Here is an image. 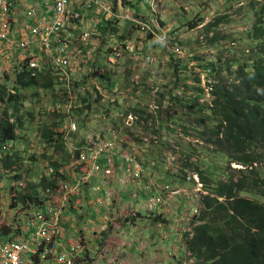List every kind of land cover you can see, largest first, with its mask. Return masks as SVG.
Listing matches in <instances>:
<instances>
[{
  "label": "rangeland",
  "instance_id": "1",
  "mask_svg": "<svg viewBox=\"0 0 264 264\" xmlns=\"http://www.w3.org/2000/svg\"><path fill=\"white\" fill-rule=\"evenodd\" d=\"M96 1L107 5L112 3V0ZM125 1L123 0L124 3ZM262 3L264 0H129L126 4L129 15L147 24L151 30L160 28L154 33V39L141 32L136 24L125 19L115 21L116 28L108 27L106 12L96 7L89 11L77 9L81 17L78 23H75L76 29L82 30L88 27L90 34L86 39L80 40V48L73 49L74 60L81 54H89L90 58H87L86 62L78 63L76 67L73 68V65L70 68V82L78 81L82 76L85 83L80 84L74 90L76 96H73L74 103H71V106L76 104L75 106L78 107L71 112V115L78 129L67 137V142L74 143V140L78 138L88 135L93 137V134L101 139L107 138L106 140L113 136L115 142L122 149L132 151L131 155L134 157L136 165L141 167L142 173L148 181L141 179L137 182L138 187L128 191H117L119 200L120 195H126L132 201L133 198L129 194L132 192L133 197H137L139 193L136 191L144 189L145 186L150 187L149 199L154 202H159V198L166 200L170 188H178L185 194L183 197L181 195L174 197L168 206L171 210H167L166 214H169L168 220L171 221L172 226L163 225L160 229V236L164 233L171 234L164 241L166 251L172 244L178 246V241L173 240V235L174 229H176L174 224H179L180 218H175V213L181 216L186 215L183 218L187 221L186 228L199 224V221L193 224V219H195L194 215L202 209V197L215 196L212 192L214 188L210 187L215 184L208 178L215 179V183L228 182L231 178L238 181L242 175L240 171L245 170L246 166L239 165L237 161L232 160L228 163L226 159V161L223 159L226 155H231L226 153V143H224V147L218 146L216 150L214 145L206 143L209 136L205 139L199 136L200 134L195 128L200 126L199 131H202V124L206 120L200 116L198 107H192L194 102L188 97L195 94L193 88H196L198 83V91H201L202 94L198 103L202 106L204 103H210L212 99L209 93V83L220 82L227 85L236 79V73L233 72L235 65L228 70L225 69L229 60L243 59L250 51L249 44L253 43L249 41L251 39L247 32L257 19L252 5L259 9ZM163 8L164 10H162ZM92 12L95 13L93 16L97 15L98 24L94 31L91 30L92 24L90 23ZM160 17L162 20H158ZM218 17H222L221 23L217 26L207 27ZM79 23H81V27ZM190 23L193 25L192 28L188 25ZM161 35L169 37L159 39ZM140 39L142 42H139ZM133 40L137 43L129 44ZM123 45L128 46L123 47ZM133 45H135L134 49L138 48L140 51L141 59L132 58V51L128 47H133ZM174 48H179V52H173ZM147 56L149 59L146 61ZM94 61L97 68L91 66ZM209 63L219 66V69L222 70L220 73L218 72L219 75L206 76L205 72H208L207 65ZM8 74L10 81L13 82V73L8 72ZM3 82L5 80L1 83ZM5 92H11L9 84L6 86ZM19 92L21 94L18 102L21 100L23 102L21 113L25 116V111L28 110L31 111V116L23 119V127L18 131L15 140L10 143L13 146L7 144L12 149L15 147L26 158L35 156L34 159L38 161V167L33 168L31 174L38 177L43 175L48 167L55 169L56 163L54 166L50 161L58 162L57 159L62 152L52 146H43L46 141L41 137L42 131L44 128L52 129L55 132L65 129L66 121H63L62 116L57 117L55 113H64L67 108L65 105H63V109L57 108L65 102L61 88L54 87L46 90L32 85L25 91L20 88ZM82 95L87 97V103L83 106L80 105V102H83ZM172 95L180 102L171 103ZM88 104L89 107H85ZM1 107L0 104V111ZM169 107L170 110H168ZM168 116L175 119V122L167 123ZM82 118L84 124L80 125ZM181 120H183L182 123ZM106 140L100 142L103 143ZM219 149H222L224 153ZM200 159H203V162ZM207 165L212 166V170ZM257 165L261 166V164ZM195 169L204 171L202 173L208 177L209 181L207 186L202 183L198 175L194 174ZM144 170H147L145 172L152 171L151 173L155 177H147ZM214 170L216 171L215 175L210 174L211 171L214 173ZM167 172L177 173L180 178H166ZM17 173L23 175L26 180L29 179V175L24 172V169ZM12 175L14 173L0 167V211L2 209L5 211L2 213L9 215L11 214L6 211L12 204V195H15L11 189L24 186V184L20 186L17 180H12ZM127 175L129 174L127 173ZM251 175L247 176L250 179L248 183L251 182L249 192L254 190L259 194V188L254 182L258 177L256 174ZM135 181L131 176V180L124 181V184H134ZM165 185L170 187L166 192L163 190ZM125 188L127 189L126 186ZM108 192L111 196L110 201H116V194L112 195L111 191ZM99 195L101 198L106 196L103 192H100ZM219 199L225 200V198ZM154 202L152 210L156 213L160 209ZM136 203L140 206L139 200ZM111 205L109 203V211H106V214L112 217L108 219V222H112L109 229L113 238H118L122 230L124 231L121 238L125 242L134 244L138 243V237H141L142 234L148 240L160 237L155 229L157 226L153 227L151 222L141 221L142 223L138 224L132 222L134 224L125 226L124 220L121 218L124 214L121 212V208L119 213H115L110 211ZM141 208L144 210H139V213L148 217L146 210L150 211L151 205L142 200ZM5 214L0 216L2 219L0 225H6L3 221L11 222L12 217L9 218ZM151 217L152 215H149V219ZM204 224L205 222H201L200 226ZM99 225L98 222L94 223V228L100 231ZM131 225H136V228ZM79 226L81 228L80 224ZM145 227L147 230L143 232ZM13 231L10 230V234H13ZM97 236L100 234L97 233ZM12 238H16V236L9 237V239ZM183 238L179 245V252L175 253L178 257L174 255L161 256L159 261L148 263L194 264L190 257L191 253L186 250L187 247L185 249L187 235L185 234ZM113 242L117 243V239H113ZM77 253H69L67 256L70 258L69 255L73 256ZM27 257L31 260L30 253H27ZM126 258L131 259L132 256L128 255ZM137 259L140 258L137 257ZM55 260L58 264H66L60 262L58 257ZM83 261L80 260L78 263H83ZM38 262L39 264H48L42 255L40 258L36 257L35 264ZM117 264H122V261H118Z\"/></svg>",
  "mask_w": 264,
  "mask_h": 264
},
{
  "label": "trees",
  "instance_id": "2",
  "mask_svg": "<svg viewBox=\"0 0 264 264\" xmlns=\"http://www.w3.org/2000/svg\"><path fill=\"white\" fill-rule=\"evenodd\" d=\"M252 7L255 15H257V19H255L251 29L247 32L251 39L249 41L253 43L249 44L250 51L243 59L229 60L225 69L228 70V68L235 65V71L233 72L236 73V79L227 85H223L220 82L215 84L209 83V93L212 97L210 103H204L202 106L198 103V99L202 96L201 91H198V83L195 86L196 88H193L195 94L188 97L194 102L192 107H198L200 116L206 120L202 124V131H199L200 126L194 127L200 134L199 136L202 139L209 136L206 139V143L214 145V149L216 150L218 146L224 147V143H226V153L231 155H226L223 159H226L228 163L234 160L239 165L246 166L245 170L240 171L242 175L238 181H234L231 178L228 182L220 183H215V179L206 177L203 174L204 171H202L203 173L199 169L193 171L206 186L209 184L208 179L215 184L210 186L214 188L212 192H214L215 196L208 195L202 197V209L196 217L200 223L205 222V224L196 227L193 237L188 239V249L194 264H264V3L260 4L259 9H257V6L254 8L252 5ZM221 18H216L207 27L217 26L222 22ZM188 25L190 28L193 27L192 23ZM108 27H111L109 23ZM37 57V54L33 56V58ZM91 66L97 68L95 61L92 62ZM216 66L213 63H209L207 65L208 72H205L206 76L212 74L219 75L222 70L219 69V66ZM9 72L13 73V82L10 81L8 73L0 77V104L2 105L0 111V145L5 148V150L0 151V167L5 171L14 173L11 177L12 180L19 181L24 179L25 185L23 187L11 189L16 195H12L10 208L15 209L18 207L28 212L31 208L36 207L39 209L43 204L41 185H43L42 187H52L56 185V179L53 175L47 178L44 175L41 178L31 174V170L38 167V161L34 159L35 156H28L26 158L15 147L12 149L7 144H10L17 137L18 131L23 127V119L31 116V111L28 110L25 111V116L21 113L23 102L22 100L18 102L21 94L19 92L20 88L23 91L32 85L46 90L53 89L54 87L61 88V94L65 102L57 106V108L63 109V105L67 107L69 95L72 96L70 97L72 98L71 102L74 103L73 96H76L74 90L80 84L83 85L85 79L81 76L78 81H71L70 84L65 85L61 78L62 75H59V72L53 66L43 64V67L30 69L26 61H21L19 65L14 64L13 70ZM3 80L5 82L1 83ZM8 84L11 86V92L6 93L5 89ZM81 99L83 102H80V105L83 106V104L87 103L86 95H82ZM170 100L171 103L180 102L173 95ZM75 105L71 106L67 112L55 113L57 117L62 116L63 121H66L65 129L61 132H55L52 129L44 128L41 135L42 139L46 141L43 143V146H52L60 149L62 152L59 155L67 158L87 148H93V145L86 142L85 137L74 140V143L69 144L67 142V137L78 129L71 115V112L78 107ZM85 107H89V104L85 105ZM168 110H170V107ZM82 120L84 119L80 120V125L84 124ZM182 121L180 122L182 123ZM166 122L174 123L175 119L168 116ZM71 123L75 124L74 130L70 129ZM204 126L205 129H203ZM93 138L100 141L107 139L95 137L94 134ZM106 142H112L113 145L116 144L113 136L112 138H108ZM10 145L13 146V144ZM8 148L9 150H6ZM96 148L98 149L99 147ZM219 151L224 153L222 149H219ZM111 152H115L114 147L111 148ZM106 157V154H101L99 159L106 162ZM111 159L113 164L115 160H121L123 164L126 162L124 159H119L117 153L113 154ZM200 160L203 162V159ZM50 163L55 166L56 162L52 163L50 161ZM257 164H261V166ZM26 166L32 167L27 168ZM209 167L212 170V166ZM21 169H24V172L29 175L28 180L20 173H17ZM148 172L155 177L151 173L152 171ZM215 172V170L214 173L211 171L210 174L215 175ZM251 174H256L258 177H255L257 180L254 182L259 188V194L254 190L249 192L251 182L248 183L250 179L247 176H252ZM61 175V172L56 170L55 176ZM101 175L103 174L101 173ZM167 177L180 178L177 173L173 172H167ZM37 178H39L38 182L32 181V179ZM87 181H82L79 187L87 184ZM103 182L109 181L104 179ZM99 188L103 189V186ZM100 192L102 191L98 190L95 192L97 197H101L99 195ZM103 193L106 196L97 199L99 206H104V203L109 199V196L105 192ZM84 194L89 196L90 193L85 192ZM96 196H90V198L95 200ZM141 198L145 200L149 199L147 190H144ZM219 198H225V200L221 201ZM151 219L155 221L159 220L160 217L156 216ZM72 220L73 218L70 219V221ZM66 222L64 224V218L58 221V233L50 239L42 237L31 239V234L34 232L36 226L31 223L25 226L27 245L20 253L21 264H35L36 257L40 258V255L47 260L48 264H54L53 256L58 257L60 254H69L71 246L63 247L60 240V232L65 229ZM13 230V234H10V228H0V239H9V237L15 236L18 229L14 227ZM27 253H30L31 260L28 259ZM69 257L70 260L71 257L73 258L72 255H69ZM74 264H78V262Z\"/></svg>",
  "mask_w": 264,
  "mask_h": 264
},
{
  "label": "built area",
  "instance_id": "3",
  "mask_svg": "<svg viewBox=\"0 0 264 264\" xmlns=\"http://www.w3.org/2000/svg\"><path fill=\"white\" fill-rule=\"evenodd\" d=\"M50 1L0 0V77L13 70L14 64L19 65L21 61H26L30 69L43 67V64L53 66L59 72V75H62L61 78L65 85L70 84L71 70L67 67L65 59L68 57L72 47H81L79 42L73 41L70 43V41L72 37L79 40L86 39L90 34V30H88V27L77 30L75 23H78L79 20L74 16L65 18L61 3H58L47 16L44 15L46 9H49ZM116 5L120 8L123 7V3H117ZM119 17L135 22L141 32L155 38L153 36L157 32L155 28L151 30L147 24L133 19L127 12H124ZM90 23L94 25L97 22L92 19ZM167 37L169 36L161 35L159 39H166ZM42 49L49 50V52L41 53ZM175 52H179V49L176 48ZM35 54L38 55L37 58H33ZM87 58H90L89 54L79 55L74 60L73 68L78 63L86 62ZM70 97L72 96L69 95L67 110L71 108L72 98ZM70 129H75L74 123L70 124ZM117 146V144L113 145L112 142H105L98 149L96 148L98 146H94L91 149L87 148L81 151L76 157H72L67 162L68 170H75V174L71 176L73 180L64 181L65 192L58 205H49L43 211L36 212L33 216L29 217L26 225L31 223L36 226L34 232L31 234V239H38L40 237L50 239L54 235H57L58 219L62 216V207L69 196L76 194L79 184L90 176L98 173H102L105 177L111 175V168L113 166L111 148H116ZM3 150L5 148L0 145V151ZM87 150L95 152V154H85ZM114 153H117L121 159L126 161L125 165L135 180L139 181L143 178L141 167L136 165L131 153L126 151L121 152V150ZM101 154L107 155V166L104 169H101L96 162V159ZM87 167L89 168L88 170ZM26 242L27 240L23 239L21 234L12 239H0V264H21L20 253L27 245ZM71 250L81 251L82 247L75 244L71 246Z\"/></svg>",
  "mask_w": 264,
  "mask_h": 264
},
{
  "label": "crops",
  "instance_id": "4",
  "mask_svg": "<svg viewBox=\"0 0 264 264\" xmlns=\"http://www.w3.org/2000/svg\"><path fill=\"white\" fill-rule=\"evenodd\" d=\"M127 1L129 2V0ZM127 1H125V4H124L125 7H127L126 5ZM74 10L77 11V9H74ZM162 10H164V8ZM49 13H50V10L46 9L44 15L47 16ZM93 14L95 13L92 12V15ZM106 19H107V26L109 23L111 28H116L117 25H115L114 22L109 20L108 17H106ZM154 19L156 21L155 17ZM160 19L161 17L158 20ZM80 25L81 23H79V26ZM133 42L134 44L137 43L133 40V41H130L129 44ZM139 42H142V39H140ZM141 48H143V46H141ZM72 49H75V48L72 47ZM135 51L138 52V48H135ZM116 157L118 158V156ZM99 162L103 164V161L101 159H99ZM111 169H112V173L109 177L105 178L103 175H101V173H98L92 176L91 178L86 179L85 181L88 180L86 182L87 184L79 187V191L77 192V194H74L72 196L66 208L63 210L62 216L64 218V224H65V221L67 222L65 225V229L60 232L61 234L60 240H61L62 246L63 247H66L68 245L72 246L77 243L83 244L82 252L73 255V258L71 257V263L74 264L75 262L77 263L80 260H84L83 263H78V264H117L118 261L119 262L122 261V264H149L148 262L153 263V261H159L161 256L169 257V255L171 256L174 255L175 257H178L177 255H175V253L179 252V245L181 244V241H182L181 239H184L183 238L184 235L182 234L185 233L186 231H191V229L186 228L187 221L183 220V218L186 215L181 216L174 212L175 213L174 217L177 219L180 218L181 219L180 222H182V223L179 222L180 224H178L176 226V229H174L175 231L173 235L174 236L173 240L178 241V246L175 244H172L171 247H169L167 251L165 248L164 241H166L171 236V234L164 233L162 236H160L159 233H160L161 227H155V229H157V235L160 237L152 238L148 240V238H145L144 234H142L141 237H138V243L136 244L125 242L121 238L123 235L122 232L124 230H122L118 238H113L111 236V231L109 229V226H112V222L109 223L108 219L112 217H109L108 214H106V211H109L108 209L109 203L112 204L110 211L119 213L120 208H121V212L124 213L121 218L124 217L125 213H128V214H133V215H136L137 217H140L137 220V222H140V221L151 222L149 220V217L142 216L139 213V210L140 211L144 210V208H141V201L143 200L144 202L148 203L150 200V199L145 200L141 198L144 192L143 189H139L136 191V193L137 192L139 193V196L137 197H133L132 192L129 194V196H132L133 198L132 201H130L129 197H127L126 195H120V200L119 198H117V191L121 192V190L128 191L130 189H134V187H138V183H135L138 181H135L134 184H124V181L131 180V174L129 173L127 167H125V165L122 163L121 160L119 161L115 160L114 165L112 166ZM145 171L147 170H144V172ZM127 173L129 175H127ZM145 173L147 174V177L148 176L152 177V174H150L149 172H145ZM104 179H107L109 182L104 183L103 182ZM145 180L148 181L146 177H145ZM101 186H103V189L99 188ZM125 186L127 187V189L125 188ZM98 190L105 192L107 196L110 195L108 191H111L112 195L116 194V198H117L116 201L115 200L110 201L111 196H109V199L104 203V206H99V203H97V199H100L101 197H97L95 194V192ZM85 192L90 193L89 196H86L84 194ZM149 192H150V189L147 190V194H149ZM58 195L60 196V193H58ZM90 196L91 197L96 196L97 198H94L95 200H93L92 198H90ZM52 199L54 201H58L57 195L53 196ZM138 200L140 201V206H138L139 202L138 204L136 203V201ZM158 208L160 209L158 210V212L155 213L153 212V210H150V211L146 210V214L149 215L150 213V215L151 214L160 215V216H164V218L169 216V214H166L167 210L169 211V207L165 208L164 206H158ZM2 212H5V211L1 209L2 215L0 214V216H4L5 213H2ZM28 212L22 211L21 209L9 208L8 211H6V213H10L11 215L9 214H5V215H7L9 218L12 217L10 220L11 222L9 223V221H3L6 223V225H0V228H7V229L10 228V230H13L14 227L17 228L18 225H20L23 222V219L26 218V216L24 215ZM169 213L171 214L172 212L170 211ZM75 217H76V221H75ZM63 218H61V220ZM71 218H73L72 221H70ZM1 221L2 219H0V222ZM68 222H69V225H68ZM97 222L100 224L98 227L101 229L100 231L94 228V223H97ZM79 224L81 225V228ZM72 226L73 228H70ZM119 228L121 229L120 226ZM146 230H147V227L144 228L143 232H145ZM97 233H99L100 236H97ZM113 239H117V243H114V242L112 243ZM187 246H188V240L186 242L185 249ZM128 255H131L132 258L127 259L126 257ZM56 257L57 256H53L54 264H58L55 260ZM137 257L140 259H137ZM89 261H93V262L90 263Z\"/></svg>",
  "mask_w": 264,
  "mask_h": 264
},
{
  "label": "bare ground",
  "instance_id": "5",
  "mask_svg": "<svg viewBox=\"0 0 264 264\" xmlns=\"http://www.w3.org/2000/svg\"><path fill=\"white\" fill-rule=\"evenodd\" d=\"M127 1V0H126ZM128 2V1H127ZM58 3H61V7L64 9V17L67 18L68 16H74L77 20L80 19V14L74 10V9H85V10H90V9H93V7L99 9V10H103L104 12H106V17H108L109 20H111L112 22H115L117 21L118 22V19H122L120 18L119 16H121L124 12H127L128 13V9L127 7L124 6V2L123 0H112V3L110 5H107L105 3H101L99 1H96V0H51L50 3H49V10L52 11V9L58 4ZM117 3H123V7H118L116 4ZM113 6V7H112ZM110 12H111V15H110ZM97 16V15H96ZM96 16H93L90 18V22H92V19H94L95 21L97 20L96 19ZM133 19L137 20L135 17L132 16ZM115 20V21H114ZM127 20V19H125ZM129 22L131 23H134L133 21H130L128 20ZM97 22V21H96ZM98 27V24L97 23H94V25L92 24L91 26V30L94 31L96 28ZM157 29H160L159 27L158 28H155V30L157 31ZM258 31V30H257ZM71 38V37H70ZM153 39V38H152ZM73 41H76V42H80L79 39H76V38H73L71 39L70 43H72ZM129 45V44H128ZM128 45H123V47H127ZM129 50L132 51L131 53V56L132 58H138V59H141V56H140V51L136 52L135 49H134V46H130L128 47ZM41 53L42 52H49V50H46V49H42L40 51ZM115 54L117 55V53L115 52ZM148 57V56H147ZM147 57L145 58L146 61H147ZM74 58H75V55L73 53V49L69 52V55L68 57L65 59L66 61V65L67 67L70 69L71 66L74 65ZM12 146V145H11ZM10 147V145H9ZM88 153H93L95 154V152H92V151H85V154H88ZM49 174V175H53L54 173V169L52 167H48L44 173V174ZM43 175H39L38 177H42ZM39 179V178H38ZM38 179H34V182L37 181ZM69 180H72V177H69L68 178ZM138 181V180H136ZM22 184H24V180H21ZM38 182V181H37ZM25 185V184H24ZM64 186H65V183L62 181L60 182L59 184L57 185H54L52 186V197L53 196H59L58 193H60V197L62 198V195L63 193L65 192V189H64ZM47 187H41V196L44 197V194H45V190H46ZM39 189V188H38ZM68 189V187H67ZM150 189V187H149ZM148 189V190H149ZM16 195V194H15ZM55 206V205H54ZM22 210V209H21ZM41 208L39 209H36V208H31L29 209L28 213H26L24 216H26V218L23 219V222L18 225L17 229V234L15 235L16 237H18V235L24 233V229L22 228L24 225H26L28 223V219L30 216H33L36 212L40 211ZM22 211H25V210H22ZM61 220V217L58 219V221ZM16 228V227H15ZM12 237V236H11ZM79 251L77 250H70V253H77ZM63 256H65V258H63ZM58 259L60 262L62 263H66V264H71V260L70 258H68L67 256V253H64V254H60L58 256Z\"/></svg>",
  "mask_w": 264,
  "mask_h": 264
},
{
  "label": "clouds",
  "instance_id": "6",
  "mask_svg": "<svg viewBox=\"0 0 264 264\" xmlns=\"http://www.w3.org/2000/svg\"><path fill=\"white\" fill-rule=\"evenodd\" d=\"M152 38V37H151ZM172 38H175V36H172ZM154 39V38H153ZM175 49L176 48H174V50H173V52H175ZM179 49V48H178ZM176 53V52H175ZM149 59V56L147 57V60ZM67 112V111H66ZM65 116L67 117V114H65ZM67 118H69V116L67 117ZM85 140H86V142L88 143V144H90V145H93V147L94 146H101V145H103V143L102 142H100V140H96V139H94L92 136H90V135H88L87 137H85ZM106 142V141H105ZM104 142V143H105ZM117 144V143H116ZM118 145V144H117ZM6 150H9V148L8 149H6ZM118 150H121V152H123V151H125V149H122V147H120V145H118L116 148H115V151H118ZM72 151H73V148H72ZM126 152H128V153H132V151H126ZM79 154V152L78 153H76L75 155H73V156H71V157H69V158H67V157H65V156H63V155H60L59 156V159H57V161L58 162H56V166H55V169H54V173H53V177L56 179V182H55V184L57 185V184H59L60 182H64V181H70L68 178L69 177H71L73 174H75L74 172H75V170L74 171H69L68 170V165H67V162L68 161H70L71 160V158L72 157H76L77 155ZM113 154H115V153H113ZM112 157V156H111ZM99 158H100V156H98V158L96 159V162H97V165L101 168V169H104L106 166H107V163L106 162H104L103 161V164H101L100 162H99ZM120 158V157H119ZM121 159V158H120ZM106 161V160H105ZM112 163H113V161H112ZM114 165V164H113ZM124 165H125V163H124ZM58 166V167H57ZM125 167H127L126 165H125ZM64 169V170H63ZM56 170H58V171H60L61 172V176H55L56 175ZM130 173V172H129ZM45 175V177L47 178L48 176H52V175H49V174H44ZM44 175H43V177H44ZM142 175H143V173H142ZM42 178V177H41ZM49 179H52V178H49ZM144 181H147V180H145V176L143 175V178H142ZM140 181V180H139ZM186 181V180H185ZM17 182H19V183H21V180H19V181H17ZM166 182V181H165ZM137 183V182H136ZM21 185H22V183H21ZM20 185V186H21ZM170 187H168V186H164L163 187V190L166 192L168 189H169ZM149 189V186H145V188L143 189V191L144 190H148ZM78 191H79V188H78ZM77 191V192H78ZM77 194V193H76ZM74 194H72V195H70L69 196V198L67 199V201H66V203L64 204V206L62 207V214H63V210L66 208V206H67V204L69 203V201L71 200V198H72V196H73ZM178 195H181L182 197L185 195L184 193H182L178 188L177 189H171L170 188V192L167 194V197H166V200H164L163 198H159L160 199V201L159 202H154V200H152V199H150L149 200V205H151V210L153 209V207H154V205H153V202L155 203V204H157V206H159V205H163L165 208L166 207H168L169 206V204H170V202L172 201V199L174 198V197H176V196H178ZM42 197V196H41ZM57 198H58V201H54L53 199H52V188L51 187H47L46 188V190H45V194H44V197H42V199H43V204H42V206L40 207L41 208V210L40 211H43L47 206H49V205H52V206H54V205H58L59 203H60V200H61V197L60 196H57ZM44 207V208H43ZM170 209V208H169ZM39 212V211H38ZM176 212H177V210H176ZM200 212V211H199ZM199 212L196 214V215H194V218L195 219H193V224L194 223H196V222H198V220L196 219V217L198 216V214H199ZM0 213H1V211H0ZM178 214V213H177ZM149 215H150V213H149ZM149 215H148V217H149ZM152 215V217H156V216H158V217H160V219L159 220H155L154 221V223H152V217L149 219L150 221H151V224H152V226H157V227H162L163 225L164 226H168V227H171L172 226V224L170 223L171 221L170 220H167L168 219V217H166V218H164V216H160V215H154V214H151ZM180 215V214H179ZM130 218V219H129ZM140 217H137L136 215H133V214H128V213H125V215H124V217L122 218L123 220H124V223H125V226L126 225H128V224H133L132 222H137V220L139 219ZM129 219V220H128ZM179 219V218H178ZM181 220V219H180ZM138 223H142L141 221L140 222H137V224ZM180 223H182V222H180ZM179 223V224H180ZM170 224V225H169ZM175 226H177L178 224H174ZM25 226H27V225H24L23 226V229H24V233H22L21 234V237L23 238V237H25L26 236V233H25ZM124 226V227H125ZM131 226H133V227H135L136 228V225H131ZM198 226H200V222H199V224L198 225H196V226H192V227H190L189 229H191V231H186L185 233H183L182 235H187V240L188 239H191L192 237H193V232H194V229L196 228V227H198ZM23 234H24V236H23ZM19 236V235H18ZM23 239H25V238H23ZM189 241V240H188ZM78 244V243H77ZM79 246H83V244H81V243H79L78 244ZM188 252H190L189 251V249H188V246H187V249H186ZM80 252H82V250L81 251H79V253ZM72 264V263H71Z\"/></svg>",
  "mask_w": 264,
  "mask_h": 264
}]
</instances>
